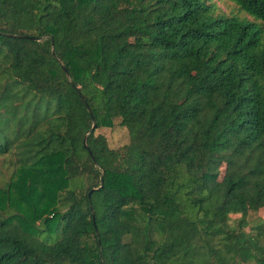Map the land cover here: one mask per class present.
<instances>
[{"label": "trees", "instance_id": "16d2710c", "mask_svg": "<svg viewBox=\"0 0 264 264\" xmlns=\"http://www.w3.org/2000/svg\"><path fill=\"white\" fill-rule=\"evenodd\" d=\"M227 1L0 0V264H264V0Z\"/></svg>", "mask_w": 264, "mask_h": 264}, {"label": "rangeland", "instance_id": "374dc122", "mask_svg": "<svg viewBox=\"0 0 264 264\" xmlns=\"http://www.w3.org/2000/svg\"><path fill=\"white\" fill-rule=\"evenodd\" d=\"M212 2L216 8V12H213L211 15L212 18H214L217 13H220L226 16H236L238 18H246L247 20H251L249 17H246L242 12H240L230 1L212 0ZM118 123L119 121L115 120L113 121L111 128L97 129L94 131V135H100L105 139L107 147L111 150H117L118 148L127 145L129 140L127 131L120 127ZM11 162H14V159L12 156H10V154L0 157V188L3 187L6 182H8L12 175L13 166L11 165ZM236 218V216H232V219ZM263 219L264 213L262 211L257 213H249L245 220L246 226L244 227V231L249 232L251 226L257 220Z\"/></svg>", "mask_w": 264, "mask_h": 264}, {"label": "water", "instance_id": "95a60500", "mask_svg": "<svg viewBox=\"0 0 264 264\" xmlns=\"http://www.w3.org/2000/svg\"><path fill=\"white\" fill-rule=\"evenodd\" d=\"M18 38H26V37L25 36H18ZM61 69H62L65 77L67 78L68 77L67 71L63 67H61ZM84 106L86 107V105H84ZM93 129H94V126L91 127L90 131H92ZM83 144H84V141H83ZM88 155H89L90 158H92L89 152H88ZM88 196H89V194H88Z\"/></svg>", "mask_w": 264, "mask_h": 264}]
</instances>
